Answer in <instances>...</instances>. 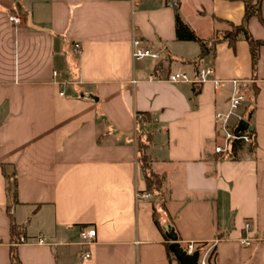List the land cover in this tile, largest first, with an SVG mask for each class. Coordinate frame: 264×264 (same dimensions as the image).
<instances>
[{"label": "crops", "instance_id": "crops-1", "mask_svg": "<svg viewBox=\"0 0 264 264\" xmlns=\"http://www.w3.org/2000/svg\"><path fill=\"white\" fill-rule=\"evenodd\" d=\"M168 1L0 0V264H11L12 247L21 264H178L167 254L171 235L195 243L206 264H264V45L255 73L243 39L234 49L216 44L195 64L199 45L177 38L175 14L209 40L241 22L244 3ZM248 29L264 40L256 17ZM133 38L162 59L134 60ZM157 65L189 75L212 67L223 83L150 81ZM232 80L258 90L250 119L247 100L238 110L253 140L216 154L214 114L226 109ZM137 114H147L142 124ZM140 130L150 133L151 169L164 178L161 227L152 217L157 199L135 195L146 191ZM5 174L15 177L14 205ZM87 226L96 236L82 259ZM20 236L26 242L15 244Z\"/></svg>", "mask_w": 264, "mask_h": 264}, {"label": "trees", "instance_id": "trees-1", "mask_svg": "<svg viewBox=\"0 0 264 264\" xmlns=\"http://www.w3.org/2000/svg\"><path fill=\"white\" fill-rule=\"evenodd\" d=\"M244 3V15L239 24L228 23L229 29L224 31H219L213 38L209 40L200 39L191 29H189L179 18L178 13L175 14V30L176 36L179 40H190L198 43L200 52L199 55L192 60L193 63H197L199 60L203 59L210 53H213L215 50L216 44L220 42H227L228 45L234 49L236 42L239 39H243L247 42L250 52V60H251V70L252 73H255L257 61L259 58V49L262 45H264V40L255 39L251 35L248 29V22L251 17H256L259 22L264 27V18L262 16V3L263 0H241ZM198 67H196L197 69ZM257 88L254 85H248V98L247 105L245 107L244 116L245 119L249 120L254 109H255V99L257 95ZM147 114H137L138 116V124L143 123L142 116H146ZM140 117L142 119H140ZM250 134H254V130H248ZM150 133L139 131V138L137 140V161L139 163L142 175L146 182V192L150 193L151 196L157 199V202L153 204L152 217L155 224L158 227L160 225V216L161 213L159 210H165V195L162 191L163 186V176L155 173L151 169V165L147 156V148L150 144ZM6 175V174H5ZM6 193L9 198L10 204L14 205L17 202V186L14 175H6ZM159 209V210H158ZM10 217V227L11 231L14 234L15 232V223L14 218L11 213H9ZM169 243L166 245L167 254L169 258L175 260V257L168 249ZM10 261L11 264H21L16 249L14 247L10 250Z\"/></svg>", "mask_w": 264, "mask_h": 264}, {"label": "built area", "instance_id": "built-area-1", "mask_svg": "<svg viewBox=\"0 0 264 264\" xmlns=\"http://www.w3.org/2000/svg\"><path fill=\"white\" fill-rule=\"evenodd\" d=\"M170 6H177L176 0L168 1ZM8 20L11 24L17 26L21 23V17L16 13H11L8 15ZM80 49L79 43L73 45V51L77 53ZM132 58L134 60H141L144 58H151L154 60L162 59V56L153 51L152 49L142 46L141 41L133 38L132 40ZM57 72H53V76H56ZM148 79L150 81H167L170 83H190V84H204L207 82H212L215 88H218L223 83V80L215 78L214 69L212 67H198L193 75H189L183 71H170L165 73V71L160 66H155V68L149 73ZM233 86L232 94L227 100L226 109L223 111H216L214 114L215 129L219 133V143L215 146L216 154H225L228 151V148L231 143L243 141L250 143L253 140V135L245 131L236 132L235 129L238 125V122L244 117L239 113V108L242 103L247 100L248 92L244 91L240 86L237 80L231 81ZM137 198L144 197L150 198L151 194L148 192H137ZM250 227V222H246L244 225L245 230ZM96 230L93 226H87L81 229L80 231V242L81 253L80 257L82 259H87L91 256L90 247L95 242ZM26 240L24 237L20 236L15 244L25 243ZM38 243H45L44 238H39ZM240 243L242 245H250L251 240L249 237L244 236L240 238ZM186 253L191 254L194 251H198V248L195 243H187L182 245ZM207 253V252H206ZM198 264H206L205 258L200 256ZM206 255V254H205Z\"/></svg>", "mask_w": 264, "mask_h": 264}, {"label": "water", "instance_id": "water-1", "mask_svg": "<svg viewBox=\"0 0 264 264\" xmlns=\"http://www.w3.org/2000/svg\"><path fill=\"white\" fill-rule=\"evenodd\" d=\"M245 130H251V128L249 127L248 122L242 119L238 122V125L235 131L238 132V131H245ZM170 239H171V242L168 246V249L173 254L178 264H198V259H199L198 251H194L193 253L188 254L183 249L182 245L177 241L176 236L171 235Z\"/></svg>", "mask_w": 264, "mask_h": 264}]
</instances>
